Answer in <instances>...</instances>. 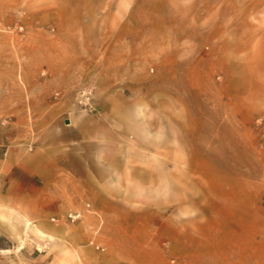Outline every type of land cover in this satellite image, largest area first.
<instances>
[{"label": "rangeland", "instance_id": "1", "mask_svg": "<svg viewBox=\"0 0 264 264\" xmlns=\"http://www.w3.org/2000/svg\"><path fill=\"white\" fill-rule=\"evenodd\" d=\"M0 75L3 158L111 166L108 215L0 201V264H264V0H0Z\"/></svg>", "mask_w": 264, "mask_h": 264}, {"label": "crops", "instance_id": "2", "mask_svg": "<svg viewBox=\"0 0 264 264\" xmlns=\"http://www.w3.org/2000/svg\"><path fill=\"white\" fill-rule=\"evenodd\" d=\"M93 136L91 130H78L67 140L76 145L58 154L34 152L20 157L12 151L5 158L0 154V201L26 208L23 211L48 230L53 229L48 219L82 213L85 199L91 210L108 215L111 205L98 187L99 174H108L111 166L109 158L100 157L96 144L89 140Z\"/></svg>", "mask_w": 264, "mask_h": 264}, {"label": "water", "instance_id": "3", "mask_svg": "<svg viewBox=\"0 0 264 264\" xmlns=\"http://www.w3.org/2000/svg\"><path fill=\"white\" fill-rule=\"evenodd\" d=\"M66 123H68V121H66Z\"/></svg>", "mask_w": 264, "mask_h": 264}]
</instances>
